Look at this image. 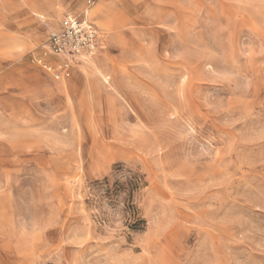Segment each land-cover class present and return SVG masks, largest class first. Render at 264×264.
Returning a JSON list of instances; mask_svg holds the SVG:
<instances>
[{
	"label": "rangeland",
	"instance_id": "374dc122",
	"mask_svg": "<svg viewBox=\"0 0 264 264\" xmlns=\"http://www.w3.org/2000/svg\"><path fill=\"white\" fill-rule=\"evenodd\" d=\"M105 6L0 0V264H264V0Z\"/></svg>",
	"mask_w": 264,
	"mask_h": 264
},
{
	"label": "built area",
	"instance_id": "2783aa9c",
	"mask_svg": "<svg viewBox=\"0 0 264 264\" xmlns=\"http://www.w3.org/2000/svg\"><path fill=\"white\" fill-rule=\"evenodd\" d=\"M93 5V2L88 1L86 7L79 13L67 14L62 18L57 29L48 34L43 49L46 54L58 60L59 66L55 69L43 61V68L52 71L56 79L69 77L75 61L94 56L98 50L101 37L90 17Z\"/></svg>",
	"mask_w": 264,
	"mask_h": 264
},
{
	"label": "crops",
	"instance_id": "0c3cea01",
	"mask_svg": "<svg viewBox=\"0 0 264 264\" xmlns=\"http://www.w3.org/2000/svg\"><path fill=\"white\" fill-rule=\"evenodd\" d=\"M98 2H102L103 3V8H102V12L99 14V17H101V18H103V19H105V20H109L108 19V17H107V12H106V10H105V4H106V2H107V0H98ZM93 7H94V5H93ZM92 7V8H93ZM67 15V14H66ZM65 15V16H66ZM64 16V17H65ZM90 17H91V19H92V21L95 23V25L97 26V28H98V30H99V34H100V37H102L103 36V32H102V30L100 29V27L98 26V24H97V22H96V18H94L92 15H90ZM62 20V19H61ZM60 20V21H61ZM110 22V21H109ZM60 23V22H59ZM59 26V25H58ZM78 61V60H77Z\"/></svg>",
	"mask_w": 264,
	"mask_h": 264
},
{
	"label": "bare ground",
	"instance_id": "6f19581e",
	"mask_svg": "<svg viewBox=\"0 0 264 264\" xmlns=\"http://www.w3.org/2000/svg\"><path fill=\"white\" fill-rule=\"evenodd\" d=\"M87 58V57H86Z\"/></svg>",
	"mask_w": 264,
	"mask_h": 264
}]
</instances>
